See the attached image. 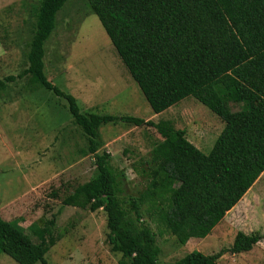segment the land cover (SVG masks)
I'll list each match as a JSON object with an SVG mask.
<instances>
[{"label":"trees","instance_id":"obj_1","mask_svg":"<svg viewBox=\"0 0 264 264\" xmlns=\"http://www.w3.org/2000/svg\"><path fill=\"white\" fill-rule=\"evenodd\" d=\"M67 1L42 0L29 67L0 80V91L32 76L36 86L67 101L97 172L63 207L106 213L107 240L122 256L119 264H158L161 248L143 208L156 228L186 246L208 238L264 174V0H86L155 115L192 97L223 122L209 154L170 121L82 114L77 100L48 80L45 44ZM117 123L152 128L162 138L138 163L146 189L131 199L129 210L120 200L124 176L100 137L102 126ZM53 226L51 221L35 243L18 224L0 218V253L16 264H47L46 255L61 240ZM261 240L239 232L230 250L192 252L174 264H219L227 253L251 252Z\"/></svg>","mask_w":264,"mask_h":264},{"label":"rangeland","instance_id":"obj_2","mask_svg":"<svg viewBox=\"0 0 264 264\" xmlns=\"http://www.w3.org/2000/svg\"><path fill=\"white\" fill-rule=\"evenodd\" d=\"M41 2L0 0V80L19 76L29 67L27 56ZM45 49L48 80L73 96L82 114L133 117L154 124L170 121L204 154L211 152L224 128L192 97L155 115L86 0L67 1ZM26 85L32 101L21 97ZM100 137L113 168L124 176L120 200L129 210L131 199L146 189L138 163L162 138L155 129L123 123L102 126ZM87 147L88 139L74 124L66 100L26 78L0 91V218L18 224L35 243L40 231L54 221L52 231L61 240L46 255L47 264H119L122 259L111 251L103 210L92 213L62 205L96 175ZM144 211L143 220L161 248L158 264H174L192 252L211 256L230 250L239 232L260 234L262 240L251 252L227 253L219 264H264V174L208 238L186 246L156 228ZM0 264L16 263L0 253Z\"/></svg>","mask_w":264,"mask_h":264},{"label":"crops","instance_id":"obj_3","mask_svg":"<svg viewBox=\"0 0 264 264\" xmlns=\"http://www.w3.org/2000/svg\"><path fill=\"white\" fill-rule=\"evenodd\" d=\"M26 79H27V83H29V82H32V76H27V77H25ZM9 85V84H8ZM36 86V85H35ZM28 90H30V88L26 85V87H25V91H24V93H22V95H21V97H22V99H23V97L25 98V99H23V100H25V102L26 101H32V91H31V93L29 94L28 93ZM24 94V95H23ZM28 98V99H27ZM39 100L38 99H36V102H38ZM40 134V133H39ZM70 134H71V132H69V133H66V138H67V142L68 141H70V139H71V136H70ZM43 139V136H41V139L39 140V141H41ZM71 143V142H70ZM72 147V145L69 147V148H71ZM4 220V219H3Z\"/></svg>","mask_w":264,"mask_h":264}]
</instances>
